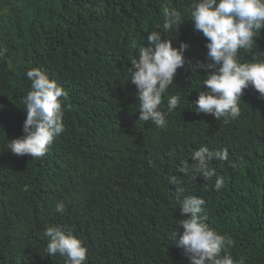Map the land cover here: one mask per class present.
<instances>
[{"label":"trees","instance_id":"16d2710c","mask_svg":"<svg viewBox=\"0 0 264 264\" xmlns=\"http://www.w3.org/2000/svg\"><path fill=\"white\" fill-rule=\"evenodd\" d=\"M193 2L0 0V50H5L0 55V264L64 262L58 254H47L45 229L67 226L74 233L82 219L93 226L84 232L85 240L92 241L86 244V264H188L183 249L170 245L169 231L189 195L205 200L206 223L234 242L229 248L234 259L264 264V208L247 199L246 215L232 225L224 215V195L201 176L180 175L182 194L168 184L171 176L151 186L127 179L162 157L181 164L201 146L264 149V99L250 86L239 102L240 116L227 123L197 113L194 101L208 73H193L187 65L178 69L164 94V112L168 98L180 96L179 106L166 116V127L138 119L127 67L148 33L163 31L164 7L180 10L186 21L162 38L174 47L187 43L184 55L193 64L210 63L206 40L189 21ZM255 39L251 51L238 53L240 62L264 59V29ZM32 67L68 93L65 131L39 158L7 149L8 141L23 135V98L31 86L26 71ZM123 178L131 196H125ZM58 201L65 204L63 214L54 211ZM146 212L162 219L144 235L142 226H152ZM119 216L131 222L126 218L124 224ZM98 236L106 237L104 244L93 241Z\"/></svg>","mask_w":264,"mask_h":264},{"label":"clouds","instance_id":"9594fccd","mask_svg":"<svg viewBox=\"0 0 264 264\" xmlns=\"http://www.w3.org/2000/svg\"><path fill=\"white\" fill-rule=\"evenodd\" d=\"M189 16L194 30L206 40L210 63L193 64L184 55L189 47L187 43L181 42L178 47H174L171 40L162 38V33H170L186 21L180 10L164 7L163 31L158 28L148 33L147 43L139 46L136 57L127 67L129 80L126 82L136 88L138 103L135 110L139 112L138 119L152 121L159 128L166 127L167 114L179 106L180 96L171 95L167 100V112L161 110L164 94L173 84L178 69L186 65L193 73H208L206 78L200 80V90L194 101L197 113L209 114L215 120L226 118L227 123L228 119L236 120L240 116L239 102L244 90L250 86L264 99V59L242 63L238 56L241 49L246 52L253 49L254 44H257V32L264 29V0H194ZM4 51L0 50V55ZM26 78L31 86L23 98L26 112L23 135L8 141L7 149L17 156L39 158L48 152L54 140L65 131L64 102L67 101L68 93L38 67L28 69ZM189 104L193 107L192 103ZM195 116L204 118L202 115ZM243 149L248 154L232 148L214 151L201 146L181 164L171 157H162L151 161L148 168H139L135 171L136 175L127 179L131 182L135 180L139 186H151L171 176L168 184L176 186V191L182 194L184 189L180 187V175L191 174L193 178L201 176L224 195L223 211L228 223H238L247 213V199L258 209L264 208V149L259 152ZM123 187L125 196H131L126 189L125 178ZM144 199L157 203L148 197ZM204 205L205 200L201 197L184 196L177 225L169 231L170 245L174 250L175 245L183 249L188 264H245L244 258L236 260L229 252L234 242L206 223ZM54 211L64 213L63 201L55 203ZM147 216L152 226L148 229L142 226L144 235L145 229L149 232L156 219L161 218L149 213ZM120 218L124 224L126 218L131 222L129 216ZM91 225L85 219L79 220L77 232L74 233L67 226H48L44 232L48 238L47 254H58L65 258L62 263L52 264H86V244L92 241L85 240L84 232L91 229ZM106 240L105 236H98L93 241L104 244Z\"/></svg>","mask_w":264,"mask_h":264}]
</instances>
